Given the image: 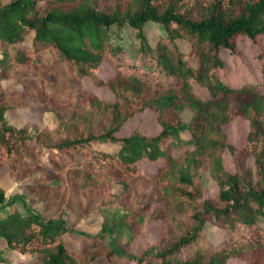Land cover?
I'll use <instances>...</instances> for the list:
<instances>
[{
  "label": "trees",
  "instance_id": "16d2710c",
  "mask_svg": "<svg viewBox=\"0 0 264 264\" xmlns=\"http://www.w3.org/2000/svg\"><path fill=\"white\" fill-rule=\"evenodd\" d=\"M145 22L164 37L151 45ZM112 27L134 31L133 60L110 43ZM259 35L264 0H0V169L17 189L4 201L0 187V212L9 209L0 264H264V53L253 58L254 77L218 74L237 39ZM176 38L189 42L187 55ZM30 110L51 113L55 125L14 127L4 117ZM146 110L155 135H117ZM182 111L191 112L186 123ZM235 117L248 122L241 148L223 131ZM224 150L238 170L224 168ZM141 160L161 163L145 172ZM206 170L210 196L200 186ZM95 210L99 229L77 228ZM150 221L157 240L134 250Z\"/></svg>",
  "mask_w": 264,
  "mask_h": 264
},
{
  "label": "rangeland",
  "instance_id": "374dc122",
  "mask_svg": "<svg viewBox=\"0 0 264 264\" xmlns=\"http://www.w3.org/2000/svg\"><path fill=\"white\" fill-rule=\"evenodd\" d=\"M141 30L146 40L151 45L165 35L163 27L152 22H145L141 27ZM110 31V43L112 45H118L122 47V49L126 52L128 58L133 60L135 58V49L139 45V41L136 38L134 31L130 27H124L119 30H115L114 27H112L110 28ZM237 41L239 43L236 46L235 54L233 56L226 54L224 67L218 71V74L225 79L243 80L251 78V75L254 77L255 72L259 74V69L253 65V58L258 52L264 53V36L259 35L255 38L254 41L241 37L237 39ZM173 42L182 55H187L190 50V44L185 38H176ZM191 63L195 64L194 58L191 59ZM104 69H106L105 64L101 66V70L100 72H98V74H103L105 71ZM7 84L8 82H3V86ZM82 84L85 88L90 89L99 98L105 101H112V95L105 87H95L86 78L82 80ZM190 116V111H182L181 118L183 123H186L189 120ZM4 117L7 122L14 127H20L26 122L35 124L41 122L49 128H52L55 125V120L49 112H45L43 114H38L35 110H30L26 113L5 112ZM135 127H137L146 135H155L159 131V126L156 124L151 111L146 110L129 119L125 123L124 128L117 135H127ZM247 129L248 122L239 117H235L228 125L223 127L225 140L227 141V143L241 148L244 144V135ZM186 137V134L182 133V135H180V140H185ZM98 147L108 151L112 150L111 145H99ZM187 149H189V146L184 145L178 149H175L173 151V154L176 155ZM220 156L222 158L223 166L227 171L233 172L238 170V166L235 164L233 156L228 151L224 150ZM160 163L161 161H158L156 163H149L145 160H141L138 163V169L140 171L152 172L154 168ZM245 164L248 167H252V160L250 158L247 159L245 161ZM200 186L209 196L216 191V184L212 178L211 173L208 170L200 172ZM0 187L5 191L4 201L8 199L9 195L17 191L15 185H13V183H11L7 179L5 170L3 168L0 169ZM18 208L19 210H21L19 206ZM8 210V208H5L0 212V215L5 214ZM101 222L102 213L95 210L91 212L86 220L80 221L77 224V228H80L87 232L95 233L99 229ZM158 233L159 223L157 221L148 222L146 228L144 229L143 235L139 236V238L136 240V247L134 248V250L141 251L146 243L156 241ZM207 235L211 239H213L214 237L216 238L217 234H215L214 227H210L207 229ZM7 264H15V262ZM97 264H105V262L102 261ZM227 264H243V262L239 259L233 258L230 259Z\"/></svg>",
  "mask_w": 264,
  "mask_h": 264
}]
</instances>
